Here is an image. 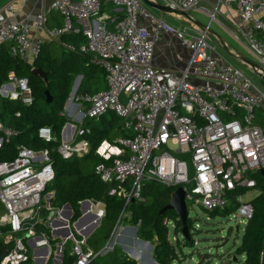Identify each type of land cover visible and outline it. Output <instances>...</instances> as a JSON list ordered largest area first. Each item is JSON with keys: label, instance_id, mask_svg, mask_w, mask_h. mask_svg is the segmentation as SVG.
Returning <instances> with one entry per match:
<instances>
[{"label": "built area", "instance_id": "1", "mask_svg": "<svg viewBox=\"0 0 264 264\" xmlns=\"http://www.w3.org/2000/svg\"><path fill=\"white\" fill-rule=\"evenodd\" d=\"M212 2L210 9L201 0H165L164 5L173 15L177 14L173 9L186 13L198 9L211 20H218L221 7L232 9L238 22L231 34L256 59L255 67L248 66L264 74V0ZM51 9L60 14L62 24L46 29L48 38L81 33L83 42L63 46L87 55L90 64L105 71L107 87L79 94L78 99L84 116L92 121L107 112L121 118L125 134L115 141L120 149L108 162L96 164L94 174L108 186L109 195L124 203L106 244L93 251L86 241L93 228L80 234L91 223L81 225L74 234L68 224L71 207L53 208V192L44 194L55 178L52 153L65 160L84 156L88 142L74 138L89 134L90 129L81 123L77 131L73 127L74 136L57 143L52 128L40 126L38 138L54 146L36 150L18 145L12 159L0 160V234L2 227L10 229L0 264H23L29 259L46 264L50 258L56 263L61 252L64 257L66 240L72 243L70 264H88L92 257L113 248L118 223L131 216L130 203L143 200L142 184L147 180L182 187L186 207L189 202L206 211L222 210L228 196L255 187L254 176L264 170V129L255 122L258 110L264 121V92L211 42L205 29L191 17L186 18L189 26L174 27L147 12L142 0H52ZM38 19L42 25L44 15ZM29 28L27 22L10 20L0 11V47L8 45L11 55L32 63L44 39H32ZM163 34L178 39L189 54L180 69L153 64L155 45ZM2 98L31 105L28 78L9 72L0 85V104ZM16 135L13 127L0 122V147ZM85 200L89 201L86 211L92 212L91 199ZM85 200L78 202L80 207ZM237 203L235 218L247 221L251 204L238 196ZM98 205H104L97 212L101 221L105 203ZM42 208L47 212L44 217ZM58 238L62 241L53 245Z\"/></svg>", "mask_w": 264, "mask_h": 264}, {"label": "trees", "instance_id": "2", "mask_svg": "<svg viewBox=\"0 0 264 264\" xmlns=\"http://www.w3.org/2000/svg\"><path fill=\"white\" fill-rule=\"evenodd\" d=\"M62 22L58 25L60 26ZM78 24V23H76ZM82 26V25H80ZM84 41L81 33L61 35L59 40L43 42L40 46L37 57L32 63H27L16 56L11 55L9 47H0V85L7 80L9 72H14L18 77H26L33 94V103L23 106L18 101L1 99L0 122L6 126L13 127L17 131L14 139L0 147V160L12 159L16 147L23 145L28 148L39 150L44 147L51 148L56 143H44L37 136V129L40 126L48 125L52 128L57 143L60 142V132L66 122L63 110L67 101L74 79L82 75V81L77 94L95 93L90 85L91 80L98 79L99 69L89 63L88 56L66 49L63 44L71 43L77 46ZM33 68L41 69L47 75V83L39 76L32 74ZM83 81L88 85L83 86ZM45 90L51 96V102L47 103ZM19 113V116L16 113ZM103 117V116H102ZM121 119L113 113L105 115L100 124L91 123L86 126L90 133L84 136H77L75 140L85 139L89 144V152L82 157L61 159L54 152L53 166L55 170L54 180L46 186L44 194L53 192L50 205L61 207L68 203L73 211L72 219L80 216V200L91 199L102 200L105 203L104 216L99 226L87 238V245L93 250H100L107 242L114 224L123 207V199L108 194V186L101 182L94 174V166L100 162H108L112 156L103 158L95 150L100 146L105 136L113 134L118 130L121 135L125 134L122 129ZM260 118H256V123ZM259 124V123H258ZM264 129V126H263ZM79 137H82L79 139ZM258 194L248 203L251 204L252 214L246 221L240 241L234 246V252L230 264H264V175L254 176ZM174 188L164 184L147 180L142 184V201H135L128 205L127 210L131 212L130 221L138 224V236L145 241H152L153 257L157 264H170L179 260L184 246L194 247L193 237H186L183 233V225L172 209L162 208L170 202ZM244 190H237L232 195L227 206L221 213L228 215L237 208V196ZM3 206L0 203V213ZM46 210L42 208L41 214ZM216 215L219 211H208ZM168 222L172 223L170 231ZM190 222L187 218L188 234H190ZM0 249L7 247L5 237L10 233L7 226L1 228ZM174 236V240L171 239ZM189 236V235H188ZM56 240V239H55ZM52 240L53 245L56 242ZM193 242V245H190ZM207 256V255H206ZM73 257L69 255L67 246H64V257L61 263L70 264ZM23 264H33L29 259ZM46 264H53L50 258ZM88 264H136L134 259L121 255L115 248L111 252L92 257Z\"/></svg>", "mask_w": 264, "mask_h": 264}, {"label": "rangeland", "instance_id": "3", "mask_svg": "<svg viewBox=\"0 0 264 264\" xmlns=\"http://www.w3.org/2000/svg\"><path fill=\"white\" fill-rule=\"evenodd\" d=\"M160 4H163L162 0H158ZM204 6L208 7V9L212 8L214 3L211 1L210 3H202ZM144 9L151 13L155 17H161L163 14V19L166 20L174 27H182V26H189V23L186 21L187 17L194 16L193 21L199 22L200 24L207 25L209 30L213 33L217 34L220 38L225 41V43L229 46L234 47L237 50V54L241 55L243 58L251 61L256 62V59L252 57L247 50L241 47V45L234 40L231 34L228 32L226 27H230L231 24L226 21L220 15L217 14V19L211 20L209 18L208 13L204 11H200L198 9L187 12V16L180 15L177 17H173L171 13L168 11L162 12L161 10L149 6L143 3ZM221 9V8H220ZM57 13V12H56ZM59 16L60 14L57 13ZM226 27H225V26ZM112 29V27H109ZM211 42L218 47H222L219 43L217 37H215L212 33L208 34ZM233 62L241 67L243 72L250 76L252 80L256 83V85L264 92V80L258 76L256 73L252 71V69L246 64L241 63L239 60L232 58ZM98 72V79L91 80L90 85L92 86L93 91H99L105 89L107 87L105 71L102 68H99ZM77 77L74 79L76 81ZM82 75L80 76L79 84L77 85L76 91L71 99V101L65 102L63 113L64 117L66 118V122L62 127L61 136L63 137V129L65 127V132L67 130V124L71 123L75 127V131L79 128L80 124L82 123L83 126H89L92 123V120L85 115L84 105H82L81 101L78 99L77 90L81 84ZM72 84V86H73ZM88 85L86 81H83V86ZM72 94V87L70 90V95ZM68 97V98H69ZM75 108V109H74ZM72 111H75L72 113ZM81 112L82 116L80 118H76V114ZM111 112H107L108 115ZM258 118L260 121L258 123L263 127L264 121L262 119L261 111H257ZM84 120V121H83ZM121 119L118 118L117 123H119ZM74 136V135H72ZM120 136L118 130H113V134L110 136H105L102 139V142H105L107 146L115 147L120 149L118 145L115 144V141ZM82 137H79V139ZM75 140V138H74ZM105 146L103 145L102 148ZM96 151V150H95ZM184 158H187L184 156ZM188 159V158H187ZM244 192L238 197L241 201H249L254 196L258 194V190L256 188H247L243 189ZM46 195V194H45ZM47 196V195H46ZM231 199L230 196L227 197L229 201ZM93 209L92 212H87V204H84L80 207V216L73 220L72 217L68 219V224L70 226L71 231L75 234L76 229L83 224L91 223L89 227H87L84 231L80 234L85 235L94 227L95 223L97 222V212L98 209L102 207V205H98V202H102V200L93 201ZM43 204L46 205L47 201L43 199ZM53 208H58L57 206H53ZM45 212V211H43ZM47 213V212H45ZM45 213L41 214V217L45 216ZM238 213V209L233 211L232 213L225 215L221 213V210L216 215H211L208 211L204 210L200 206H192L189 202H187V215L190 222V234L186 237H193L194 247L191 246H184L183 241H180L183 245L182 248H178L181 250L179 260L174 261L170 264H230L231 257L230 255L234 252V246L239 243L240 236L242 235L244 226L246 224V219L244 217L235 218V215ZM131 216H126L118 223V228L116 230L117 235L115 236L113 248H115L121 255L129 258L134 259L136 264H155V259L153 257L152 251L149 249V246L146 243H149L153 246L152 241H145L138 236V224L134 225L130 221ZM94 219V220H93ZM92 221H95L92 223ZM117 222V220H116ZM115 222V224H116ZM75 223V224H74ZM114 224V226H115ZM169 229H172V223L168 222ZM97 228V227H96ZM95 228V229H96ZM114 228V227H113ZM188 228V227H187ZM54 235V234H53ZM171 239L174 240V236L171 235ZM56 243H60L62 241L61 238L55 240ZM145 242V243H144ZM193 245V242L190 244ZM70 252L72 249V243L70 240H66L65 245ZM62 246V250L63 247ZM112 245L110 244L109 247ZM113 248H109L108 252H111ZM54 252L58 249V245L56 244L53 246ZM55 255V253H54ZM207 255V256H206ZM102 256V255H101ZM58 264V263H53Z\"/></svg>", "mask_w": 264, "mask_h": 264}, {"label": "crops", "instance_id": "4", "mask_svg": "<svg viewBox=\"0 0 264 264\" xmlns=\"http://www.w3.org/2000/svg\"><path fill=\"white\" fill-rule=\"evenodd\" d=\"M152 1L159 3L158 0H152ZM162 1L164 4L165 0ZM211 1L212 0H201V3L207 4L210 3ZM51 3L52 0H0V11H3L5 16L10 20L27 22L30 27L29 33L32 39L41 37L44 39L45 42H48L50 41V39L47 36L46 29L56 27L62 22L61 16H59L55 11L51 9ZM9 6H11V8H8ZM219 13L220 15H222L224 19H226V21H228L231 24L230 27H226L224 25L228 30V32L231 34V31H233L236 23L238 22L236 14L232 9L226 7H221ZM40 14L44 15V21L42 25H40L38 19V15ZM162 16L163 14L161 15V17ZM172 16L177 17L180 16V14L177 13L176 15H172ZM190 17L192 19H195L193 18L194 16H190ZM231 36L233 37L232 34ZM234 40L237 41L235 38ZM237 42L241 45L242 48L246 50L245 46L242 43H240L239 41ZM228 47L230 50L234 52L237 51L234 49V47L229 46V44ZM219 49L221 50V52L223 51L224 54L226 53L223 50V48L219 47ZM188 58H189V54L187 50L181 45L180 41L176 39L174 36L163 34L161 38L157 40L155 45L154 56H153V64L155 66L169 68V69H180L187 62ZM228 58L232 59V57L230 56H228ZM73 112L75 111H72V113ZM79 115H80L79 113L76 114L77 119L81 117ZM103 117H101L97 121H92V123L100 124ZM68 124L69 126H67L66 132L63 133L62 139L65 138L66 140H69L74 131L73 129L74 126L71 123ZM64 130L65 127L63 131ZM65 135H67V137H65ZM60 136H61V132H60ZM103 145L105 146L104 148H102ZM118 151L119 149L115 147L107 146L105 142H101L100 146L96 150V153L101 155L103 158H106L109 156H114V154Z\"/></svg>", "mask_w": 264, "mask_h": 264}, {"label": "water", "instance_id": "5", "mask_svg": "<svg viewBox=\"0 0 264 264\" xmlns=\"http://www.w3.org/2000/svg\"><path fill=\"white\" fill-rule=\"evenodd\" d=\"M143 3L149 5V6H152L154 8H157L159 10H161L162 12L164 11H170L171 8L164 5V4H160V3H157L155 1H152V0H142ZM174 12L180 14V15H184V16H187V13L184 12V11H180V10H177V9H173ZM196 24H198L200 27H202L203 29H205L207 31V33H212L215 37L218 38L219 40V43L222 45L223 47V50L227 53V55H229L230 57L234 58V59H237L243 63H246L247 65L251 66V68L255 67L256 64L254 62H251L245 58H243L241 55L237 54L236 52L232 51L229 49L228 45L225 43V41H223L222 38H220L217 34L213 33L211 30H209V27L207 25H203V24H200L199 22H195ZM254 72V70H252ZM255 73V72H254ZM32 74L34 76H39L43 79L44 83L46 84L47 83V75L39 68H33L32 69ZM258 76H260L263 80H264V74H260V73H256ZM79 80H80V75H78V78L76 79V81L74 82L73 86H72V94L70 95V97L68 98V101H71L75 91H76V88H77V85L79 84ZM45 95H46V101L47 103H50L51 102V96L48 92V90H45ZM81 116V115H79ZM67 126H69V124H67ZM261 174L264 175V170H261ZM86 204H87V207H89V201L88 200H85ZM64 206L66 208H70V205L68 203L64 204ZM104 207V205H102ZM166 209H172L175 211L179 221L181 222V224L183 225V233L185 236L188 235V228H187V218H188V215H187V207H186V203H185V200H184V190L182 187H177L176 189L173 190L172 194H171V199H170V202L165 205L161 212L166 210ZM100 224V219L97 220V222L95 223L93 229L91 230V232L87 235V238L94 232L95 228L98 227ZM69 233V230H67V233ZM145 243V242H144ZM148 246H149V249L152 251L153 249V246H151L149 243H146ZM6 249L7 247H2L0 249V259L2 258V256L5 254L6 252ZM62 257H63V253L61 252V255H60V258L58 259V262L56 263H61L62 261ZM155 261V260H154ZM155 264H157V262L155 261Z\"/></svg>", "mask_w": 264, "mask_h": 264}]
</instances>
